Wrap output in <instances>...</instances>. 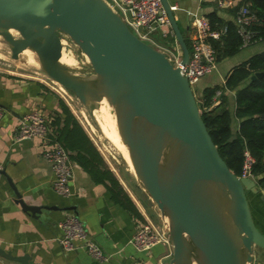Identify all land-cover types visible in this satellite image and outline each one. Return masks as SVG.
I'll return each instance as SVG.
<instances>
[{"label": "water", "instance_id": "1", "mask_svg": "<svg viewBox=\"0 0 264 264\" xmlns=\"http://www.w3.org/2000/svg\"><path fill=\"white\" fill-rule=\"evenodd\" d=\"M162 3L187 64L190 47L172 2ZM61 34L88 55L94 74L80 75L61 61ZM0 35L12 45L13 58L33 50L44 72L91 112L103 98L114 108L136 178L168 226L170 264H253L262 258L264 232L248 194L260 192L258 180L229 167L187 76L105 0H0ZM0 255L35 264L28 254L1 247Z\"/></svg>", "mask_w": 264, "mask_h": 264}, {"label": "crops", "instance_id": "2", "mask_svg": "<svg viewBox=\"0 0 264 264\" xmlns=\"http://www.w3.org/2000/svg\"><path fill=\"white\" fill-rule=\"evenodd\" d=\"M171 2V5H177L176 17L187 25L190 32L191 20L195 16L203 15L212 23L208 15L213 12L236 24L235 7L221 8L215 0ZM243 2L244 0H237L239 5ZM252 46L255 47L251 48V52H245V56L240 58L242 61L227 72L221 70V62L218 61L216 68L203 76L205 84H218L220 75H228L243 61L263 51L264 41ZM248 48L249 46L242 48L241 51ZM226 75L220 83L226 81ZM227 94L230 108L235 111V92L229 90ZM60 97L42 77L24 76L0 69V105L5 111L0 120V247L12 251L14 255L28 254L35 264H170L173 257L172 243L160 242L152 249L143 251L138 250L131 242L142 220L150 219L154 223V218L160 217V214H149L146 205L115 174L93 140L105 163L94 162L86 167L73 157L76 151L67 149L73 168L70 183L73 193L69 196L61 195L53 188L51 164L41 154L42 138L16 140V132L25 113L31 109H40L53 118L54 113L61 110ZM53 119L50 124L51 135H57ZM240 123L241 119L235 117L233 131L239 130ZM84 129L87 132L85 127ZM87 134L89 135L88 132ZM107 169L113 171L124 192L119 187L112 186ZM262 192L248 194L255 221L264 232V191ZM128 195L141 215L129 208ZM69 213H76L80 217L91 238L109 255L108 260L100 261L92 257L81 247V240L76 241L75 249H63L59 241L62 235L59 223ZM164 224L159 227L165 229L166 223ZM0 264L24 263L0 255Z\"/></svg>", "mask_w": 264, "mask_h": 264}, {"label": "built area", "instance_id": "3", "mask_svg": "<svg viewBox=\"0 0 264 264\" xmlns=\"http://www.w3.org/2000/svg\"><path fill=\"white\" fill-rule=\"evenodd\" d=\"M109 6L121 16L130 29L142 40L148 42L155 48L164 52L170 61L178 66L183 75L187 76L192 85L196 84L203 76L212 72L217 66V49L214 41L222 40L226 34L227 27L216 26L203 16H195L191 20L190 34L191 48L190 59L187 64H183V52L176 40L174 31L171 27L168 14L162 0H105ZM221 8H234L237 0H215ZM250 1H244L236 9L237 30L242 37V48L248 47L253 43L263 40L258 36V31L254 26L260 24V19L256 11L251 7ZM173 10L177 5H171ZM171 37H175L174 40ZM63 48L66 49L70 40L65 35ZM162 39L164 42L160 41ZM176 41V46L173 44ZM169 43L175 46L177 51L165 45ZM221 90H218L214 100L215 104L220 102ZM201 110V109H200ZM5 115L4 108L0 105V120ZM48 115L40 109H31L25 113L16 132V140L42 138L41 154L46 158L53 170L52 184L55 191L61 195L69 196L73 193L71 189V179L73 168L70 154L64 145L51 138L52 128ZM255 159L248 148L244 150V163L241 176L255 178L251 171ZM62 235L59 239L62 247L66 251L77 247L76 241L81 240V247L85 248L89 254L97 260L106 261L109 255L103 248L88 234V231L76 213H69L59 223ZM131 242L138 250H150L160 242L172 243L168 226L161 229L150 219H144L133 235Z\"/></svg>", "mask_w": 264, "mask_h": 264}, {"label": "trees", "instance_id": "4", "mask_svg": "<svg viewBox=\"0 0 264 264\" xmlns=\"http://www.w3.org/2000/svg\"><path fill=\"white\" fill-rule=\"evenodd\" d=\"M249 1V0H244ZM251 7L259 16L260 24L254 26L258 31V36L264 41V0H250ZM235 7L234 11L238 8ZM212 24L216 26H227L228 30L222 40L214 41L217 49V60L233 56L242 49V37L238 33L237 25L233 21H226L216 13L208 15ZM175 37H171L174 40ZM191 48V39L185 38ZM258 41V42H260ZM257 43V42H256ZM258 71H264V50L255 53L247 60L236 66L227 76L223 84L207 86L196 92V98L201 109V115L208 130L217 144L222 157L229 167L237 174L241 175L244 163V150L251 151L255 161L251 171L258 180L260 186L259 194L264 191V75L252 78ZM218 90H221L220 102L215 104L214 97ZM234 91L236 96V108H230L227 91ZM60 108L53 116L52 124L57 126V135H50L55 141L76 154L82 165L86 167L94 164L105 163L101 153L95 146L84 127L71 110L66 101L60 97ZM235 117L241 119L238 131H233V121ZM113 187H119L122 192L118 178L111 169H107ZM129 208L138 212L134 202L128 195Z\"/></svg>", "mask_w": 264, "mask_h": 264}, {"label": "rangeland", "instance_id": "5", "mask_svg": "<svg viewBox=\"0 0 264 264\" xmlns=\"http://www.w3.org/2000/svg\"><path fill=\"white\" fill-rule=\"evenodd\" d=\"M177 21L185 38L189 40L190 31L187 28V25L182 22L178 17ZM14 33L16 34V36H20L18 31L14 30ZM61 36L64 37L65 35L61 34ZM63 39L65 40V38ZM69 40L70 43L69 45H67L66 49L63 48V53L66 52L74 56L76 63L73 66V70L76 73L84 76L94 74L88 55L84 52H81L79 47L75 43H73L70 38ZM160 41L162 43L164 42L162 39H160ZM173 44L176 46V41H174ZM255 44L257 43H253L252 45ZM165 45L173 48L174 51H177L175 46L172 47L169 43H165ZM252 45H250L248 49H245V51H241L239 54L237 53L233 56H229L219 60L221 62V70L227 72L228 69L237 65L238 62L242 61L240 60V58L245 56V52L247 54V52H251V48L255 47ZM0 69L5 70L6 72H12L24 76H39L48 81V85L53 88V90H55L58 96H61L66 101V103L70 106L71 110L74 112L80 123L83 125V127L86 128L87 132L89 133V136H91V139L95 142V144L103 154L105 160L108 162L109 166H111L112 170H114L115 174L121 179H123L129 189L132 191V194L146 205L149 214H152L153 212L156 214H160V217L154 218V223L158 226L163 227L165 219L161 216L159 208L154 203L148 192L142 186H140L136 175L132 172L130 165L126 160V157L123 151L121 150V147H118V144H113V142L106 137L102 129V124H100V122L94 115L95 111L91 112L74 93L65 88L63 85H61L62 88H60L57 84H55L42 69L39 58L36 53L35 58H30L29 55L23 53L20 54L19 58H13L12 45L2 35H0ZM226 74L227 73L220 75V77L217 79V81L219 82L218 84H223L220 82ZM204 77H202L201 80L198 81L196 84L192 85L195 94L196 92L203 89L202 87L205 88L208 86V84H205ZM119 137L121 138L120 134ZM262 258L259 260L260 264L263 261Z\"/></svg>", "mask_w": 264, "mask_h": 264}, {"label": "bare ground", "instance_id": "6", "mask_svg": "<svg viewBox=\"0 0 264 264\" xmlns=\"http://www.w3.org/2000/svg\"><path fill=\"white\" fill-rule=\"evenodd\" d=\"M12 32L13 34H15L14 29H12ZM64 41L65 40L63 39V43ZM22 53L29 55L30 58H35V53L30 48L25 49ZM61 61L70 66H74L76 63L74 56L66 52L62 54ZM52 81L55 84H57L60 88H62L59 82L53 79ZM97 108H95L96 110H94L95 111L94 115L96 116L100 124H102L103 132L105 133L106 137L109 138L113 142V144L114 143L118 144V147H121V150L123 151L126 157V160L128 164L130 165L132 172L135 174L134 166L132 163L131 155L129 154L128 147L125 143H123V141H121V138L119 137V134H118V124H117L116 114L115 112H113L114 108L111 105H109L108 100L106 98H103V100L100 102V105Z\"/></svg>", "mask_w": 264, "mask_h": 264}, {"label": "flooded vegetation", "instance_id": "7", "mask_svg": "<svg viewBox=\"0 0 264 264\" xmlns=\"http://www.w3.org/2000/svg\"><path fill=\"white\" fill-rule=\"evenodd\" d=\"M264 251L262 250V263L261 264H264V253H263ZM260 258H261V256H260ZM260 258H256L255 260H254V262H253V264H260V262H259V260H260Z\"/></svg>", "mask_w": 264, "mask_h": 264}]
</instances>
